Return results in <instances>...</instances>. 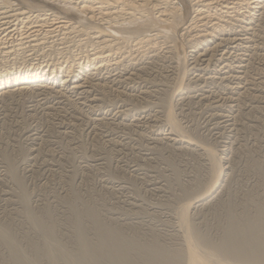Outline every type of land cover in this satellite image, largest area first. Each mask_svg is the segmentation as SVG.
Returning <instances> with one entry per match:
<instances>
[{
	"label": "bare ground",
	"instance_id": "1",
	"mask_svg": "<svg viewBox=\"0 0 264 264\" xmlns=\"http://www.w3.org/2000/svg\"><path fill=\"white\" fill-rule=\"evenodd\" d=\"M261 20L264 22V0H0V102L34 95H55L71 101L68 94L72 93L85 96L87 106L93 109L101 98L107 97L110 84L106 81L113 73L118 80L115 77L112 83H127L139 78L140 72L168 60L177 64L178 79L174 92L167 93L171 95L168 100L158 103L166 110L163 121L169 125L158 142L170 151H191L195 140L183 133L174 114L175 101L184 95H177L178 90L186 79L189 84L233 81L231 90L238 97L211 101V107L228 103L240 114L242 105L237 104L249 97L255 87L252 84L256 83L246 76L251 55L249 59L246 56L256 48L253 45L259 25H254ZM70 39L77 44L74 53L80 57L64 66L59 59L71 53L65 45ZM51 55L59 59L45 62L42 58ZM99 75L104 79H97ZM115 95L123 97V92L119 89ZM258 96L254 95L253 100ZM195 146L208 157L213 178L200 194L198 183L178 184L174 199L189 200L176 214L180 243L176 235L164 237L143 221L130 223L117 216L104 219L96 205L76 192L61 200L72 219L57 223V211L51 204L38 207L37 211L32 208L24 182L11 164L13 158L4 153L8 169L5 174L16 184L22 223L27 226V231L21 230L20 239L37 258L28 257L26 248L13 239L11 232L18 224L6 216L4 226H0V248L6 252L0 251V264H264V199L256 202L249 198L252 211L245 208L239 214L234 205L221 202L225 220L218 238L192 223L191 210L206 200H216L229 183V173L224 172L222 165L224 158L212 147ZM168 163L172 169L175 167L173 161ZM100 202L106 205L105 200ZM145 209L140 208L139 214H146ZM64 226L74 238L71 248L63 239Z\"/></svg>",
	"mask_w": 264,
	"mask_h": 264
},
{
	"label": "rangeland",
	"instance_id": "2",
	"mask_svg": "<svg viewBox=\"0 0 264 264\" xmlns=\"http://www.w3.org/2000/svg\"><path fill=\"white\" fill-rule=\"evenodd\" d=\"M254 26H258L256 29L260 32H257L253 45L256 48L247 53L246 59H250L245 73L251 83H258L252 84V88L255 87L249 97L246 96L240 104L236 103L242 105L240 114L234 112L228 103L211 107L217 99L238 97L231 90L235 86L233 81L205 80L189 84L186 79L177 94L184 95L173 106L183 133L195 140V145L214 148L224 158V172L229 173L226 191L216 200H206L205 204L197 205L190 212L192 223L215 238L220 236V226L225 220L221 202L231 203L239 214L245 208L252 211V205L247 202L249 198L256 202L264 199V22L258 21ZM73 39L65 44L71 53L64 54V58L60 56V59L55 56L64 66L80 57L74 53L77 44ZM55 57L42 58L48 61ZM163 61L151 66L149 71L140 72L138 77L142 76L127 83H112L115 77L118 80L117 74L113 73L114 76L106 81L107 85L110 84L109 93L105 94L107 97L99 95L101 100L93 109L87 106L85 96L72 93L68 94L71 101L55 95H34L24 97V100L0 102V226H4L6 216L19 225L11 233L13 239L26 248L28 257L37 258L20 239V232L27 231V226L22 223V204L15 194L16 184L5 174L8 169L4 153L13 158L11 164L24 182L32 208L37 211L38 207L51 204L57 211V223L58 220L67 218L68 222L72 219L73 215L61 200L76 192L96 205L100 215H105L102 216L104 219L117 216L130 223L143 221L164 237L176 235L177 240L180 239L175 227L176 214L189 200L174 199L179 191L178 184L198 183L197 193H204L211 184L213 169L204 151L195 145L190 147L191 151H170L158 142L161 134L169 129L165 122L167 112L158 103L162 99L168 100L171 96L168 94L174 92L178 79L177 64ZM210 69L212 71L214 67ZM97 79L102 80L104 76L99 75ZM119 89L123 97L115 95ZM148 91L150 94L145 95ZM253 94L260 97L253 100ZM167 159L174 162L173 169ZM100 200H105L106 205L102 206ZM140 208H146V214H139ZM61 230L66 246L71 248L74 238L70 229L64 226ZM0 251L6 254L4 248Z\"/></svg>",
	"mask_w": 264,
	"mask_h": 264
}]
</instances>
